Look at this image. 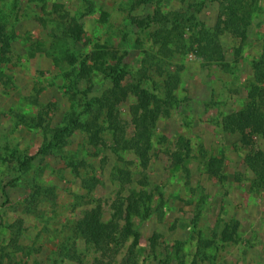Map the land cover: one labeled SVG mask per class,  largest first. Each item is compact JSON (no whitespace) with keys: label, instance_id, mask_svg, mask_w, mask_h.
<instances>
[{"label":"rangeland","instance_id":"1","mask_svg":"<svg viewBox=\"0 0 264 264\" xmlns=\"http://www.w3.org/2000/svg\"><path fill=\"white\" fill-rule=\"evenodd\" d=\"M218 15L216 0H0V26L15 37L0 65V264H70L55 255L71 234L70 224L97 205L107 219L118 196L144 189L153 196L150 209L133 219L144 264H264V186L246 167L248 150L238 136L222 129V118L251 100V67L264 42V0L255 2L241 50L232 37L220 39L230 72L196 54V26L211 30ZM150 19L149 27L140 26ZM73 20L82 27L78 43L63 34ZM94 51L111 55L107 67L123 69L128 88L142 81L154 90L171 76L179 78V105L157 123L148 169L142 171L131 153L94 148L76 132L61 153L37 157L22 174L8 155H36L44 131L24 125L16 114L36 119L42 112L45 133L51 134L101 98L112 87L110 79L100 72L78 78L79 64L67 61L70 55L86 61ZM135 103L129 94L119 106L124 120ZM179 137L191 144L188 173L170 166ZM70 156L74 164L84 163L79 177ZM211 158L222 161L220 179L206 172ZM121 170L131 175L122 187L114 177ZM93 177L99 183L90 192L82 182ZM38 186L43 191L32 199ZM227 224L237 225V244L221 241ZM154 233L161 239L152 256ZM199 241L214 244L202 250Z\"/></svg>","mask_w":264,"mask_h":264},{"label":"trees","instance_id":"2","mask_svg":"<svg viewBox=\"0 0 264 264\" xmlns=\"http://www.w3.org/2000/svg\"><path fill=\"white\" fill-rule=\"evenodd\" d=\"M219 7V15L215 26L208 30L198 29L194 43L196 54L208 63L217 64L224 72H230V66L226 62L221 37L228 35L238 41V48L245 44L251 26L253 8L256 0H216ZM61 8V7H60ZM154 19L140 23L142 27H149ZM64 36L74 43L82 40V27L73 20L69 26H65ZM15 39L13 33L7 34L4 25L0 26V65L5 62L9 53L10 44ZM109 53L92 52L86 61L78 62L75 56L67 58L69 63H78V78L90 80L93 72H100L110 79L112 87L107 90L101 98H95L92 103L83 106L79 113H72L65 120L64 125L50 130L51 134L45 133V119L40 112L35 118L16 114L21 123L33 124L36 128L44 131V141L36 155L15 157L10 153V161L15 160L23 174L36 160L37 157L49 156L61 153L68 146V140L76 132L87 135L88 144L94 148L103 147L106 151L111 150L115 156L120 152H129L134 155L139 168L146 171L150 164V153L152 150V137L157 123L161 118H168L171 110L179 105L176 91L179 86L178 76L165 79L158 89L150 90L143 87L140 81L132 87L123 86L126 78L123 69L107 67ZM89 62L90 64H87ZM252 95L250 102L245 108L228 114L222 118V129L228 135H237L241 146L248 150L244 163L255 177V183L264 186V42L259 57L252 63ZM135 97L136 103L127 110V120L121 116L119 106L125 102L128 95ZM47 113H44L46 116ZM109 135L111 144L106 143ZM259 140L260 144L257 142ZM192 153L191 144L183 137H179L175 149L169 153L170 166L174 170H188L185 165L190 160ZM69 165L74 174L79 177L77 168L84 166L79 162L74 164L75 159L70 156ZM8 160V159H7ZM206 172L210 177L220 179L222 161L211 158L206 164ZM120 175L114 176L122 187L125 183H131V175L128 171H119ZM83 184H87L88 191L96 188L99 179L96 177ZM115 182V180H112ZM40 186L36 187L34 197L42 192ZM153 196L147 190H132L126 197L118 196L109 206V217L105 219L100 205L93 207L83 213L71 225V234L62 241L57 249L56 256L60 263L85 264L92 256L88 264H144L139 257L137 248L141 242L140 233L135 230L133 219L143 216L141 211L148 213V203ZM144 217V216H143ZM21 226V223H18ZM17 233L15 239L18 240ZM221 241L225 244H237V225L227 224L220 233ZM161 235L154 233L149 238V249L151 255L159 245ZM212 241H199V247L206 250L213 246ZM55 261V262H56Z\"/></svg>","mask_w":264,"mask_h":264}]
</instances>
